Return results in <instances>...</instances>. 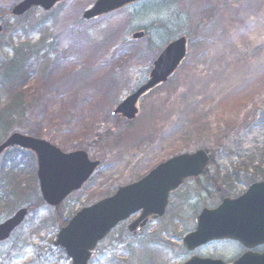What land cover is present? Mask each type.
Instances as JSON below:
<instances>
[{"label": "rangeland", "instance_id": "rangeland-1", "mask_svg": "<svg viewBox=\"0 0 264 264\" xmlns=\"http://www.w3.org/2000/svg\"><path fill=\"white\" fill-rule=\"evenodd\" d=\"M20 1L0 0L5 56L12 57V47L24 41L45 50L26 88V119L15 131L64 152L83 150L100 166L59 208L44 202L30 211L13 235L20 238L21 257L13 264H33L37 248L56 239L58 209L70 219L169 158L204 148L213 158L210 178L185 183L170 195L165 215L137 234L128 225L140 214L120 223L89 264H183L193 255L232 263L245 251L238 242H212L190 251L183 239L203 208H214L223 197H237L264 179L256 174L264 171V165L256 168L264 162V127L255 123L264 110V0H140L88 21L83 13L96 0H63L44 21L35 11L29 19L36 26L24 35L14 29L18 19L11 15ZM198 22L202 25L186 59L168 82L141 98L137 117L113 115L149 79L166 44ZM140 31L147 33L144 38L129 40ZM11 98L9 86H0V109ZM8 136L0 131V144ZM14 149L0 156V163L15 168L3 185L16 195L11 210L0 207V223L41 196L36 158L28 155L25 162ZM27 162L35 168V183ZM10 246V241L0 244V254ZM45 264L71 261L53 255Z\"/></svg>", "mask_w": 264, "mask_h": 264}, {"label": "water", "instance_id": "water-1", "mask_svg": "<svg viewBox=\"0 0 264 264\" xmlns=\"http://www.w3.org/2000/svg\"><path fill=\"white\" fill-rule=\"evenodd\" d=\"M61 1L63 0H21L13 6L11 14L20 17L37 7L48 12ZM136 1L138 0H96L84 11L83 18H97ZM2 30L0 24V33ZM143 36L144 32H136L130 39H140ZM186 55V36L169 43L154 61L149 80L122 101L113 114H122L128 120L135 119L139 112V99L157 85L167 82ZM15 146L35 153L41 196L49 206L55 208L73 192L80 190L100 164V161L91 160L83 150L64 152L44 139L20 132L12 133L0 144V155ZM211 158L208 148L169 158L140 180L121 186L113 195L78 211L61 228L54 245L65 250L72 264H88L98 243L133 214L141 211L140 217L129 225L130 231L145 226L151 215L163 216L170 193L183 184L185 179L203 174ZM28 213V208L22 207L0 223V242L10 238L23 224ZM197 221L196 229L183 240L188 250H195L215 240L230 239L240 242L248 249L232 264H264V252L253 250L264 245V181L253 183L237 198H224L216 208L203 209ZM184 264L228 263L222 259L192 256Z\"/></svg>", "mask_w": 264, "mask_h": 264}, {"label": "trees", "instance_id": "trees-1", "mask_svg": "<svg viewBox=\"0 0 264 264\" xmlns=\"http://www.w3.org/2000/svg\"><path fill=\"white\" fill-rule=\"evenodd\" d=\"M35 11H39L41 14V20L47 16V12L42 11L39 8L32 9L25 15L18 17L17 23L14 25V29L18 33H22L23 35L27 33V30H33L36 25L32 24V14ZM31 18L29 19V17ZM202 23H197V25L194 28L191 29V31L187 34V37L189 38V44L192 43L194 37L198 33V26H201ZM6 29V28H5ZM147 34V33H146ZM8 45H4L0 43V86H9L12 92V98L9 103H7L6 106L0 109V131H2L5 136L10 135L11 133L15 132V129L22 126L23 121L26 119L28 108H26V101H25V94H26V88L28 87V84L30 83L33 76H36L35 74V67H37L36 64H38L40 60V55L45 50L44 47L38 46V45H32L30 42L24 41L20 42L18 46L12 47L13 56L12 57H6L4 50L7 48ZM161 86V85H159ZM158 86V87H159ZM256 116V115H255ZM257 117V118H256ZM255 123L257 126L264 127V110L256 116ZM12 151L10 149L6 150V152ZM14 151L17 153V156H21L23 161L26 162V159H28V155H31L35 158V155L30 152L23 150L21 148L15 147ZM13 159L16 160V157ZM13 162V160H11ZM213 163V160L212 162ZM253 164V163H252ZM264 165V162L262 161L261 164L258 165L260 169V166ZM26 166L28 169L26 170L29 172V175L33 178V182L36 181V172L35 168H33L32 165H30L29 162L26 163ZM245 168H248L247 166H243ZM15 168H9L7 167L6 163H0V207L3 206V204H6L5 207L8 209L13 208V198L16 197L15 193H7L5 190L7 185H3L4 177H7L12 175L14 173ZM260 177L264 175V171L262 173H256ZM19 182V181H18ZM2 183V184H1ZM217 183V180H212V184L215 185ZM2 191V192H1ZM6 192V193H5ZM16 204V203H15ZM44 205V201L41 196H38L36 201L30 203L28 205L29 210H34L38 205ZM8 209V210H9ZM58 215H56V222L59 226V228L65 226L69 219L64 218L63 215L60 213V209L56 211ZM14 235V234H13ZM8 240L11 242V246L9 248V251L6 253L0 254V264H13L16 262V260H19L21 257L17 256V244L20 241V238H18V235L13 236ZM3 244V243H0ZM24 248V247H23ZM16 255H13L15 254ZM53 255H58L59 257H62L69 261V258L65 255V251L60 247H54L53 240H50V242L47 243L45 247H38L36 252L33 253V264H45L47 263V259Z\"/></svg>", "mask_w": 264, "mask_h": 264}, {"label": "flooded vegetation", "instance_id": "flooded-vegetation-1", "mask_svg": "<svg viewBox=\"0 0 264 264\" xmlns=\"http://www.w3.org/2000/svg\"><path fill=\"white\" fill-rule=\"evenodd\" d=\"M208 179V178H210V176H208V173L207 172H205L202 176H200V177H197V178H190V179H187L186 181H185V183H187L188 181H195V182H197V181H200V180H202V179ZM261 180H264V179H261ZM261 180H257V181H261ZM185 183L178 189V190H180L184 185H185ZM178 190H176L175 192H177ZM175 192H172V194L173 193H175ZM159 218H161V217H159ZM158 217H155V216H151V217H149V220H148V222L149 221H151V220H154V219H159ZM147 222V223H148ZM146 223V224H147ZM145 227V226H144ZM143 227V228H144ZM142 228V229H143ZM141 229V230H142Z\"/></svg>", "mask_w": 264, "mask_h": 264}]
</instances>
